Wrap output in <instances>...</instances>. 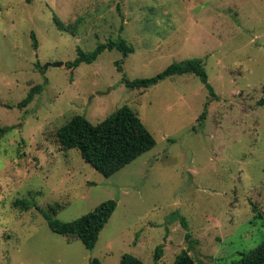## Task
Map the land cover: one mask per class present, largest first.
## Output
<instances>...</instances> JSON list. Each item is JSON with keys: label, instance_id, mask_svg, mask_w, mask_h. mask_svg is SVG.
Wrapping results in <instances>:
<instances>
[{"label": "rangeland", "instance_id": "rangeland-1", "mask_svg": "<svg viewBox=\"0 0 264 264\" xmlns=\"http://www.w3.org/2000/svg\"><path fill=\"white\" fill-rule=\"evenodd\" d=\"M118 38L133 53L65 66L78 49ZM193 58L216 99L191 74L146 91L121 83ZM263 97L264 0H0V128H10L0 138V264H120L123 254L171 264L182 250L196 264L236 261L264 242ZM122 106L153 149L107 178L78 150L59 149L54 134L72 117L97 124ZM107 200L117 207L91 250L53 233L43 215L59 204L49 215L70 222Z\"/></svg>", "mask_w": 264, "mask_h": 264}, {"label": "trees", "instance_id": "trees-1", "mask_svg": "<svg viewBox=\"0 0 264 264\" xmlns=\"http://www.w3.org/2000/svg\"><path fill=\"white\" fill-rule=\"evenodd\" d=\"M53 20L59 31L67 30L56 16L53 17ZM33 47L36 48L35 40L33 41ZM113 50L120 52L124 57L133 53V48L124 39L118 38L115 41L109 40L106 43L98 44L91 52H84L78 49L76 58L71 62H66L65 66L71 70L82 63L91 64L102 52ZM116 65L118 72L122 73L123 70L119 62H116ZM185 74L194 75L200 80L208 91L209 99L217 98L208 83L203 61L197 58L173 62L150 78L129 80L122 76L121 83L130 90L146 91L162 80ZM43 87V85H36L31 88L18 106L24 108L30 104L34 96L43 90ZM207 105L208 103L205 104V110L199 117L200 120L205 119ZM258 105L264 107V97L258 101ZM9 130V127H1L0 138ZM54 139L59 149L63 152L73 149L78 150L81 159L106 178L112 176L142 154L150 151L156 145L154 137L144 126L137 113L127 106H122L97 124L90 123L82 115H76L55 132ZM15 205L22 206L23 209H27L31 205L38 209L34 202L26 200L17 201ZM116 207L117 203L115 200H107L91 212L70 222H62L52 218L51 215H54L62 208L59 204L54 205V207H48V212L51 215L48 213L43 215L48 228L53 233L65 237L69 242L79 240L85 248L91 250L95 247L100 232L111 218ZM180 219L182 226L187 229L184 218L180 217ZM189 238L190 234L187 233L186 239ZM162 249V245L155 248L153 256L155 263L162 257ZM88 264L101 263L98 259H92ZM120 264H142V262L131 254H123L120 257ZM171 264L196 263L187 250H182L176 255ZM231 264H264V242L247 252H240L239 258Z\"/></svg>", "mask_w": 264, "mask_h": 264}, {"label": "water", "instance_id": "water-1", "mask_svg": "<svg viewBox=\"0 0 264 264\" xmlns=\"http://www.w3.org/2000/svg\"><path fill=\"white\" fill-rule=\"evenodd\" d=\"M62 65H63V63H57V64H54L53 66L59 67V66H62Z\"/></svg>", "mask_w": 264, "mask_h": 264}]
</instances>
